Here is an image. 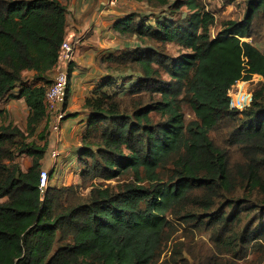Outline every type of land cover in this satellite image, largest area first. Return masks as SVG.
Listing matches in <instances>:
<instances>
[{"label":"trees","instance_id":"1","mask_svg":"<svg viewBox=\"0 0 264 264\" xmlns=\"http://www.w3.org/2000/svg\"><path fill=\"white\" fill-rule=\"evenodd\" d=\"M129 1L189 13L153 23L131 13L113 24L118 39L148 46L105 58L110 75L84 101V185L42 194L43 99L67 7L0 0V104L22 97L29 110L25 131L0 126V264H264V52L243 41L257 28L264 35V0H245L243 18L213 37L214 19L196 0ZM171 43L188 52L165 55ZM127 72L135 81L117 86L112 75ZM254 76L263 81L249 105L231 108L232 87ZM96 179L116 184L82 194Z\"/></svg>","mask_w":264,"mask_h":264},{"label":"crops","instance_id":"2","mask_svg":"<svg viewBox=\"0 0 264 264\" xmlns=\"http://www.w3.org/2000/svg\"><path fill=\"white\" fill-rule=\"evenodd\" d=\"M59 1L67 7L68 12L65 40L75 42L79 39V42L75 47L74 60L68 68L69 88L65 107L66 119L61 125L60 142L57 145L53 144V139L48 135V147L56 145L60 156L61 153H65L66 163H68L72 159H77L81 145L80 137L88 122L89 114L83 107L84 101L91 95L92 90L99 87L110 75L104 69L103 60L109 55L119 54L117 51L123 50L117 34L113 31V24L130 12H126L125 8L122 9L123 3L129 0H114V5L109 4L110 0ZM117 3H121V7L116 6ZM60 68L55 67L49 77L54 79ZM24 75L26 78L30 77V73ZM112 76L118 84L116 74ZM18 92L19 89L14 91V93ZM0 111V126L12 124L21 131L26 130L29 110L24 98L12 99L0 104ZM46 125L48 131L47 119ZM39 131L40 128L36 132ZM30 140L39 143L34 137ZM41 164L46 166L49 172L51 171L52 162L46 156ZM58 168L61 167L57 164L56 170L53 172V179L50 172L48 187L53 186V180L57 179L56 173L58 179H62ZM21 169L23 170V167Z\"/></svg>","mask_w":264,"mask_h":264},{"label":"rangeland","instance_id":"3","mask_svg":"<svg viewBox=\"0 0 264 264\" xmlns=\"http://www.w3.org/2000/svg\"><path fill=\"white\" fill-rule=\"evenodd\" d=\"M196 1L199 7L202 8L204 12H207L208 14H210L214 19V25L210 30V34L212 37L215 36L218 31H220L221 26L224 23H227L230 21H240L243 18L244 13H245V0H196ZM120 4L121 3H117L116 6H120ZM172 4H173V1H170V5ZM122 9H124L126 12H130V14L135 13L141 19L149 18L150 19L149 21H151V23H153V18L156 19L157 17H162V18H169V19L176 20L178 18L186 16L189 13V10L186 7H182L178 14L177 13L173 14L168 8V6L160 7V8H153L143 3H136V2L133 3L129 1H125L123 3ZM243 41H247V42H250L256 45L262 50V52H264V35L262 33L261 28H257L255 30V35L253 36V38L243 39ZM119 42L122 44V49H123V50L117 51V53L119 54L122 52L134 51L137 48L146 49L147 48L146 46H148V45H144V43H142L141 41H138L135 37L120 38ZM161 50L163 53H165V55H168L170 57H178L181 54L188 52L185 49L177 45H174L172 43L167 44L165 48L164 49L162 48ZM116 76L118 77L117 86H120L124 84L125 82L131 81V80L135 81L137 74H131L130 72H127L123 75L116 74ZM262 81H260L259 79L256 80V78L254 77L249 82H238L237 84H235L229 92V96L231 98V108L242 110L244 107L249 105L253 89ZM184 112H185V119L187 121L193 119V116L188 108L185 107ZM47 140H48V136H47ZM37 145H41V142L37 143ZM49 149L50 150L53 149V146L47 148L46 153H45L46 158H48L47 152ZM230 153L233 154V157H232L233 160L234 159L238 160L239 156L236 154L235 150L230 151ZM16 162L19 164L20 167H23V171L29 168V166L32 167L31 159L24 155L19 156L16 159ZM66 162H67V156H65V153H61L60 158H58L56 162L52 161V167L50 168L51 178L53 179L54 177L53 172L56 170L57 164L59 165V167H61L58 169H60L59 173L62 174L60 176V178L62 179H58V175L56 173L55 177H57V179L53 180L52 187L60 188L62 186H78V187L83 186L84 183L81 177L82 167L77 163V159H72L70 162L68 161V163ZM39 169L48 170V168L46 166H43L42 164H40ZM91 183L95 186H98L102 183H104V185L107 184V185H112V186L116 184V182L113 180L106 181V182L102 180H97V179L92 180L88 183L87 187L81 190L82 194L86 195L88 193V191L92 187L90 186ZM48 184H49V181H48Z\"/></svg>","mask_w":264,"mask_h":264},{"label":"built area","instance_id":"4","mask_svg":"<svg viewBox=\"0 0 264 264\" xmlns=\"http://www.w3.org/2000/svg\"><path fill=\"white\" fill-rule=\"evenodd\" d=\"M115 1L110 0V5H114ZM79 39L75 42L65 40L60 49L61 67L55 74L51 86L46 90L43 104L46 110V119L48 123L49 136L53 139V144H57L60 140V131L63 121L66 119L65 107L68 100L69 74L68 68L74 60L75 47ZM256 80L262 81V77L254 76ZM253 77V78H254ZM53 145V149L48 150L47 157L52 162H56L60 156L59 150ZM50 173L47 170H41L39 174V189L43 194L48 186Z\"/></svg>","mask_w":264,"mask_h":264}]
</instances>
